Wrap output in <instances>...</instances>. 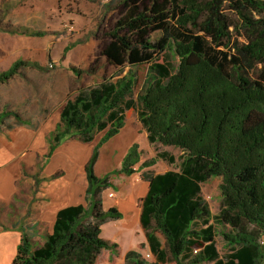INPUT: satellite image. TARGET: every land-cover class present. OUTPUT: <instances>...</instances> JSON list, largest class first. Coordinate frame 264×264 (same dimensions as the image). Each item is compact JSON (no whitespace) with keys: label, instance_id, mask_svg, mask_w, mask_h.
Listing matches in <instances>:
<instances>
[{"label":"trees","instance_id":"1","mask_svg":"<svg viewBox=\"0 0 264 264\" xmlns=\"http://www.w3.org/2000/svg\"><path fill=\"white\" fill-rule=\"evenodd\" d=\"M121 2L102 50L108 63L121 68L117 77L79 88L48 138L47 158L68 138L91 142L104 131L84 165L87 205L59 209L40 246L24 230L12 264H94L102 250L115 251L118 244L102 236L104 224L123 218L117 207L104 206L103 191L113 187L110 176L132 175L157 163L153 157L135 168L141 152L134 143L120 168L96 174L100 148L121 131L129 109L138 111L149 144L175 146L182 154L178 170L143 172L148 189L140 224L146 240L126 251L123 264H263L264 0ZM23 26L14 29L26 34ZM8 28L0 20V30ZM164 52L175 54L177 63L157 61ZM30 65L39 66L16 60L0 72V84ZM141 66L147 70L135 95ZM24 123L19 111L0 105L4 129ZM213 177L222 179L217 213L202 196V184Z\"/></svg>","mask_w":264,"mask_h":264},{"label":"rangeland","instance_id":"2","mask_svg":"<svg viewBox=\"0 0 264 264\" xmlns=\"http://www.w3.org/2000/svg\"><path fill=\"white\" fill-rule=\"evenodd\" d=\"M121 3V0H0L2 28L10 27L9 31L0 30L1 36L9 39L10 42L15 40L19 47L18 51H23L26 56H29L28 61L43 62L41 66L30 65L23 68L20 77L16 76L7 85H0V105H3L6 100L14 103L21 102L19 93L22 90L26 93L30 92L31 101L28 102V105L37 106L41 100L48 110L46 128L51 130L49 133L51 135L59 120L63 105L67 99L73 98L77 94L79 88L94 85L104 78L117 77L121 68L108 63L102 50L108 39L107 33L113 28L114 21L122 10ZM17 21L26 23L25 27L23 26L27 31L26 34L15 31V26L19 24ZM36 31L46 32L43 35L42 43H36L35 35H31ZM156 37H158V33L153 35V38ZM20 41H23L24 45H21ZM67 45H71L72 48L64 52ZM21 46L24 48H20ZM169 54L164 52L157 55L156 60L167 64L173 61L176 64L175 54ZM72 67L81 70L82 73L75 74ZM91 67L96 69L95 73L88 72ZM125 69L127 70V68ZM138 70L139 82L135 89V95L145 79L147 66H141ZM39 72L43 73L42 89H40V78L37 75ZM22 77L24 81L20 79ZM22 85L26 86V91ZM32 107L34 108V106ZM103 134L104 131L96 133L94 140L90 143H84L75 137L67 140L61 147L65 154L57 159L61 166L56 173L48 177H44V174L41 173L46 159L43 156L38 158L39 169L32 173V201L44 200L45 202L48 197L47 188L52 185L64 189L66 199L71 196L68 187L73 181L81 187L82 191L85 190L87 181L84 164ZM134 143L138 144L141 152V160L137 163L136 168L144 160L153 157L157 159V163L138 169L132 176L124 173L110 176L115 187L103 191L104 206L105 208L109 204L117 206L123 212V218L109 221L103 225L102 236L118 245L115 251L102 250L94 264H123L124 252L137 248L141 242H145V234L140 224V211L141 197L148 189V182L144 180L143 172H164L170 169H179L181 149L161 143L149 144L138 111L129 109L125 112V124L121 131L100 148L99 160L95 167L96 173L103 176L115 168H120L124 156ZM172 157L175 159L174 162H171ZM54 165L55 162L52 166L54 167ZM28 169L25 168V171L23 169V181L28 180ZM221 180V177H213L202 184V196L208 201L213 213L219 212L220 209L219 186ZM22 184L24 183L22 182ZM111 190L116 192L114 199L107 197L108 191ZM41 191L43 194L39 193ZM28 193L29 190L26 191V194ZM133 194L137 195L134 208ZM24 201L25 197H22L16 199L14 204ZM26 201H28V197ZM84 204L87 205V202ZM26 224L32 226L30 221ZM39 230L43 233V238L46 230L42 227ZM159 238L164 243V238L160 233ZM39 240L41 241V239ZM36 243L38 245L37 241ZM217 246L221 253L225 252V241L221 235L217 236ZM142 251L146 257L147 253L151 254L148 248ZM166 264L175 263L170 261Z\"/></svg>","mask_w":264,"mask_h":264},{"label":"crops","instance_id":"3","mask_svg":"<svg viewBox=\"0 0 264 264\" xmlns=\"http://www.w3.org/2000/svg\"><path fill=\"white\" fill-rule=\"evenodd\" d=\"M17 23L26 25V23H23L22 21H17ZM35 37L36 43L43 42L42 38L44 36ZM20 42L21 45L24 43L23 41ZM20 48L24 47L21 46ZM18 49L19 47L15 40L10 42L9 39L3 38L0 32V72L9 69L19 58H24L26 60L30 59L29 56H26L23 51L19 52ZM37 63L41 66L43 62L41 63L40 61H37ZM37 75H39L40 89H42L43 73L39 72ZM17 76L20 77L19 75ZM14 78L0 85H7V83ZM20 79L24 81L23 77ZM24 87L26 91V86H23V88ZM29 93L23 92V90L19 93L20 98L22 99L21 102L14 103L10 100L4 102V104H9V106L19 111L23 115L25 123L14 125V127L10 129H4L0 124V264H12V261L17 254L18 245L21 242L24 230L30 234L34 246H40L43 244L46 234L52 232L56 214L59 209L69 205L84 204V202H86L85 190L88 182L85 190L83 189L82 191L81 187L74 181L70 183V186L68 187V190L71 192L69 199H66L64 189L52 185L50 188H47L48 197H46L45 202L44 200L32 201V173L39 169L38 158L43 156L46 159L45 166L41 170L44 177L56 173L59 166H61L57 159L65 154V151L61 147H63L64 143L71 138L63 141L55 149L51 157H46L49 148L48 138L51 131L46 128L48 110L45 108L46 106L43 105L41 100H39L40 103H37V106L32 105L34 108L31 105L29 106L28 102L31 101ZM54 162L55 165L53 167L52 165ZM25 168H29L27 181H23L22 179L24 174L23 169L25 171ZM44 181H46V179H44ZM22 182L24 184H22ZM114 187L115 184L113 183V187L110 188ZM28 190L29 193L26 194V191ZM39 193L43 194L42 191ZM26 196L28 197V201H26ZM136 196V194H133L132 196L133 208L135 206L134 202ZM22 197H25L24 202H17L14 204L16 199H21ZM114 198H116V196L111 199ZM109 207H112L111 204H109L106 209ZM28 221L32 223V226L26 224ZM41 227L46 230L43 238V233L39 230ZM39 239H41V241ZM36 241L38 242V245H36Z\"/></svg>","mask_w":264,"mask_h":264},{"label":"built area","instance_id":"4","mask_svg":"<svg viewBox=\"0 0 264 264\" xmlns=\"http://www.w3.org/2000/svg\"><path fill=\"white\" fill-rule=\"evenodd\" d=\"M107 196H108L109 198H113V197L116 196V193H115V191L111 190V191L108 192ZM150 255H151V254L147 253V257L150 258V257H151Z\"/></svg>","mask_w":264,"mask_h":264}]
</instances>
